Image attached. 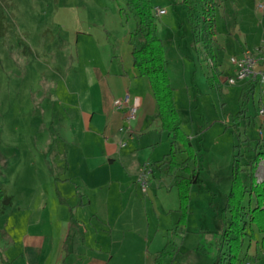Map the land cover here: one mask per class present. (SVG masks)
<instances>
[{
	"label": "rangeland",
	"instance_id": "1",
	"mask_svg": "<svg viewBox=\"0 0 264 264\" xmlns=\"http://www.w3.org/2000/svg\"><path fill=\"white\" fill-rule=\"evenodd\" d=\"M152 1L165 9L164 14L157 16V28L174 102L181 129L191 139L200 159L201 181L191 193L186 217L189 224H184V232L174 238L178 251L168 264H212L221 256L219 249H230L228 243L220 241L230 218L225 206L231 190L233 155H238L239 167L244 170L239 173V186L247 188L242 205L252 207L254 196L249 192L247 162L253 157L256 142L260 144L258 149H264V125L248 130L247 138L242 126L236 129L227 125L241 106L240 86H230L223 77L219 89L209 88L205 77L214 59H205L199 45L194 44L181 0ZM218 1L221 7L215 14L219 31L216 37L227 57L236 56L238 48L255 49L257 54V49L264 47V7L260 6L264 0ZM222 18L231 26L227 40L220 33L225 26ZM135 24V17L125 9L123 0H0V190L4 196L12 197L15 205L38 201L39 190L54 193V183L64 176L61 155L70 148L56 135L69 126L79 131L78 110L88 108L90 92L95 96L102 90L121 92L115 100L132 91L131 87L126 88L128 80L120 78L119 73L123 69L131 76L136 70L131 57L133 39L129 35ZM254 45L262 47L250 50ZM262 58L257 70L264 69ZM252 82L248 80L246 87ZM243 106L245 119L256 113L264 122L261 91L249 94ZM259 109H263L261 116L257 114ZM162 136L151 161L168 151L169 143ZM130 144L135 147L136 141ZM78 147L79 142L74 148ZM140 147L146 149L145 145ZM179 154H175L177 161L184 157ZM259 156L262 160L257 167L261 163L264 170V153ZM88 163V167L92 166ZM72 167L78 171L84 166L76 158ZM94 167L105 172L109 171L106 168L115 169L118 176L123 169L119 162L113 167H101L97 162ZM171 179L172 175L165 173L162 177L156 175L147 185L148 198L142 199L171 206L176 198L175 187H169ZM260 182L253 181V186ZM147 209L151 212L150 207ZM245 217L241 225L246 236L237 253L240 261L234 264H264V222L262 231L259 221L250 222ZM199 243L204 251L196 250ZM232 250L236 252L234 247Z\"/></svg>",
	"mask_w": 264,
	"mask_h": 264
},
{
	"label": "crops",
	"instance_id": "2",
	"mask_svg": "<svg viewBox=\"0 0 264 264\" xmlns=\"http://www.w3.org/2000/svg\"><path fill=\"white\" fill-rule=\"evenodd\" d=\"M221 20L225 26L224 32L220 33L227 40L231 35L230 22L226 18ZM218 33L216 28V36ZM216 36L213 64L205 78L209 88L219 89L223 77H230L234 68L229 61L232 56L227 57L225 47L218 44ZM254 47L262 46L254 45L250 50ZM247 49L238 48L236 56ZM262 56L264 47L256 54L258 64L263 62ZM119 76L128 80L127 89L132 88L130 100H138L136 116L130 123L133 132L119 131L125 124L126 107L116 109L113 101L121 96V92L102 90L97 96L90 92L88 108L78 110L81 120L79 131L69 126L56 135L59 142L70 145V148L65 155H61L64 176L54 183V193L49 195L47 193L51 191L48 189L46 192L39 190L38 201L18 206L12 202V197L6 196L10 199L9 204L0 205V264H153L156 253L164 246L178 218L177 191L175 203L172 202L171 206L145 202L143 199L148 196L146 191L141 190L137 178L145 162L151 163L148 185L156 175L162 177L165 165L157 166L168 159L170 144L167 153H163L160 159L151 161V157L162 135L168 143L170 140L166 132L160 130V122L155 117L156 104L147 79L138 76L136 70L129 76L121 69ZM211 78L213 82H210ZM246 84L247 81H241L230 86H240V92H244ZM259 91L264 94V87L256 84L253 92ZM234 115L227 125L236 129L242 126L246 138L248 130H258L264 125L256 113L246 119L241 117L237 122L233 120ZM134 141L136 146L132 147L130 143ZM77 142L80 147L76 149ZM140 144L146 149L141 150ZM259 145L256 142L254 148L251 147L253 157L258 152L261 154ZM179 153V157H185L184 152ZM76 158L84 166L78 171L72 169ZM89 161L92 164L90 167ZM97 162L101 167H113L119 162L123 169L118 176L112 168H106L109 170L106 172L96 170L94 166ZM254 177L256 181H264L261 163ZM172 182L173 179L168 186L174 189ZM194 187L190 188L189 208ZM186 223L189 224V221ZM183 232L181 227L179 233ZM246 263L251 264L249 261Z\"/></svg>",
	"mask_w": 264,
	"mask_h": 264
},
{
	"label": "trees",
	"instance_id": "3",
	"mask_svg": "<svg viewBox=\"0 0 264 264\" xmlns=\"http://www.w3.org/2000/svg\"><path fill=\"white\" fill-rule=\"evenodd\" d=\"M124 7L135 17V28L129 33L133 39L131 57L132 65L138 76L145 77L148 81L150 91L156 104L155 117L160 122V130L165 131L170 144L168 159L161 162L157 167L165 165L164 173L172 175V186L175 187L178 197V218L175 227L171 231L164 246L156 253L153 264H168L173 255L178 251L174 238L184 226L189 212L190 188L198 184L200 159L198 152L194 150L190 138L181 129L178 110L173 96V87L167 71V59L163 48V42L158 33L157 16L154 8L157 6L152 0H123ZM187 17V22L196 47L199 45L205 59L212 61L216 36V9L219 6L218 0H181ZM257 82L253 81L247 90L243 92L241 106L234 115V121L244 117L245 106L249 94H253ZM236 124V123H235ZM234 124V126H235ZM198 147V146H197ZM199 151V147H198ZM184 152L185 157L177 161L175 154ZM264 153V151H262ZM260 152L247 162L249 171L250 189L254 196L252 207H244L242 200L246 187L239 186L241 169L238 155H233L231 169V190L227 197L225 209L229 211L230 218L227 228L221 232V244L228 243L230 248L227 252H221V256L212 264H234L240 259L237 253L242 245V239L246 236L245 227L241 225L244 216L250 222L259 221V228L263 231L264 222V181L253 186L255 182L254 172L259 162ZM193 165H190V162ZM198 161V164L196 163ZM246 188V189H245ZM244 189V190H242ZM9 197L2 194L0 190V202L2 205L9 204ZM250 203V199L248 200ZM245 217V218H246ZM236 249V252L232 248ZM196 250L204 251L202 243H199Z\"/></svg>",
	"mask_w": 264,
	"mask_h": 264
},
{
	"label": "built area",
	"instance_id": "4",
	"mask_svg": "<svg viewBox=\"0 0 264 264\" xmlns=\"http://www.w3.org/2000/svg\"><path fill=\"white\" fill-rule=\"evenodd\" d=\"M264 7V5H260ZM154 13L156 16H160L165 13V9L159 6L154 8ZM259 51V49H257ZM257 51V53H258ZM230 63L233 65L234 72L227 78L229 85H236L241 81L253 80L257 82V85L262 88L264 85V71L257 70V57L255 51H245L240 56H232L229 59ZM263 93V92H262ZM113 107L118 109L126 107L125 124L119 128L120 132H129L131 129L130 123L134 120L138 108V100H130L129 94H125L120 99H115L113 101ZM263 109L258 110V114L261 116ZM151 172V163L145 162L142 167L140 174L138 175L137 182L140 185L142 191H146L148 185V178Z\"/></svg>",
	"mask_w": 264,
	"mask_h": 264
}]
</instances>
